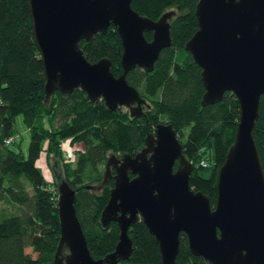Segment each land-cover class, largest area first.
Wrapping results in <instances>:
<instances>
[{
	"label": "water",
	"instance_id": "obj_1",
	"mask_svg": "<svg viewBox=\"0 0 264 264\" xmlns=\"http://www.w3.org/2000/svg\"><path fill=\"white\" fill-rule=\"evenodd\" d=\"M28 5L46 94L78 85L91 99L101 97L108 108L124 104L132 115L141 112L145 98L125 73L136 64L153 67L160 48L171 41L174 8L152 18L131 0H28ZM194 11L197 27L184 47L200 65V103L220 99L226 89L238 99V120L217 170L214 203L190 185L195 163L184 154L171 122L159 120L134 153L106 156L102 180L112 175L113 184L99 220L103 225L116 220L118 233L113 248L102 256L88 249L75 189L66 178L57 180L59 237L51 264H116L127 258L132 251L128 227L138 215L157 241L161 264H176L180 230L189 249L211 264H264V174L253 135L264 91V0H196ZM110 21L122 43L118 74L109 57L89 60L79 43L104 31Z\"/></svg>",
	"mask_w": 264,
	"mask_h": 264
},
{
	"label": "trees",
	"instance_id": "obj_2",
	"mask_svg": "<svg viewBox=\"0 0 264 264\" xmlns=\"http://www.w3.org/2000/svg\"><path fill=\"white\" fill-rule=\"evenodd\" d=\"M195 2L131 0L135 9L152 18L174 8L169 16L171 41L160 48L153 67L147 70L136 64L125 73L127 81L145 98L141 112L132 115L124 104L108 108L101 97L91 99L78 85L68 92L55 87L46 94L28 0H0V199L12 206L0 211V264H51L59 237V177L75 189L76 214L90 253L97 257L112 249L117 222L110 219L103 225L99 220L113 184L112 175L102 180L106 156L110 152L118 156L124 151L134 153L142 146L146 132L162 119L171 122L184 154L195 163L190 185L206 192L214 203L217 170L233 141L238 120V99L226 89L220 99L200 103L204 90L200 65L184 47L197 27ZM144 34L149 38L151 29ZM79 43L86 58L107 56L111 70L121 72L122 43L112 21L104 31L96 30ZM17 115L27 130L25 148L14 125ZM253 135L264 174V91ZM65 138L73 144L74 159L64 161L62 176L55 173L53 179H47L37 157L43 149L46 157L52 153L62 158L60 144ZM128 232L132 251L116 264H161L157 241L140 215L130 223ZM175 261L211 264L189 249L183 230L179 231Z\"/></svg>",
	"mask_w": 264,
	"mask_h": 264
},
{
	"label": "rangeland",
	"instance_id": "obj_3",
	"mask_svg": "<svg viewBox=\"0 0 264 264\" xmlns=\"http://www.w3.org/2000/svg\"><path fill=\"white\" fill-rule=\"evenodd\" d=\"M15 128L18 132L21 133L19 136V142L23 148H25L27 143V130L25 129V124L22 121L20 115H17L14 121ZM73 144L69 141V138H65L61 141L60 146L63 148V157L59 158L58 155H54L50 153L48 157H46L45 151L42 149L40 151L39 156L37 157V164L41 167L44 176L47 179H53L55 173H58V176L63 174V163L68 159H74L75 151L72 150ZM77 145H81L77 143ZM61 177H59L60 179ZM7 206L8 209H11L12 206L9 205L4 200L0 199V211ZM31 247L28 245L26 249L29 250ZM137 264V263H130Z\"/></svg>",
	"mask_w": 264,
	"mask_h": 264
},
{
	"label": "built area",
	"instance_id": "obj_4",
	"mask_svg": "<svg viewBox=\"0 0 264 264\" xmlns=\"http://www.w3.org/2000/svg\"><path fill=\"white\" fill-rule=\"evenodd\" d=\"M10 137H8L7 139H9ZM201 162H203L204 163V161H203V159H201Z\"/></svg>",
	"mask_w": 264,
	"mask_h": 264
},
{
	"label": "crops",
	"instance_id": "obj_5",
	"mask_svg": "<svg viewBox=\"0 0 264 264\" xmlns=\"http://www.w3.org/2000/svg\"><path fill=\"white\" fill-rule=\"evenodd\" d=\"M25 129H26V126H25ZM19 134H21V133L19 132Z\"/></svg>",
	"mask_w": 264,
	"mask_h": 264
},
{
	"label": "flooded vegetation",
	"instance_id": "obj_6",
	"mask_svg": "<svg viewBox=\"0 0 264 264\" xmlns=\"http://www.w3.org/2000/svg\"><path fill=\"white\" fill-rule=\"evenodd\" d=\"M111 171H113V169H111Z\"/></svg>",
	"mask_w": 264,
	"mask_h": 264
}]
</instances>
